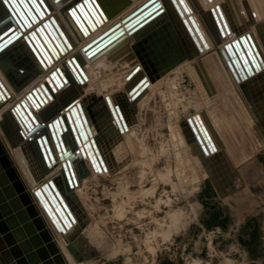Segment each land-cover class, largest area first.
I'll use <instances>...</instances> for the list:
<instances>
[{
	"label": "bare ground",
	"instance_id": "1",
	"mask_svg": "<svg viewBox=\"0 0 264 264\" xmlns=\"http://www.w3.org/2000/svg\"><path fill=\"white\" fill-rule=\"evenodd\" d=\"M93 1L99 5L106 18L105 23L99 25V29L95 32H89L88 36L84 35L82 30H89V27L87 23L83 21L82 17L80 15L77 17L73 13L63 12L64 10L67 11L66 6L76 2V0H62L58 2H55V0H47V3L52 8V12L40 18L38 26L31 23V25H33L31 29L29 27V29L25 28L23 31V36L29 38V34H31L34 38L29 39V44L25 42L26 45L22 43L23 40L16 42L14 46H11L12 48L10 47L11 49L8 50L9 52H7L4 57H0V147L2 150L0 157L2 154V156L6 158L8 169L14 174L15 181L20 184L29 200L43 216L46 226L48 224L55 241L66 258L70 257V253L65 248L66 244L63 242L59 232L53 224V220L48 216L44 205L35 194V190L43 183L57 176L59 165L55 164L47 167V165L44 164L43 168L36 148L33 146L32 142L26 138L25 133H27L28 130L21 122L19 115L22 108H17L19 112H17V109L11 111L13 104L16 102V98L36 88L38 89L31 96L36 100L38 107L31 105L29 103L30 99L24 101V105L27 106L28 111L34 117L35 122L29 118V122L33 127L42 123V117L45 114H49L48 117H51L48 122L59 115H64L65 112L63 111L62 104L73 97L78 98L83 104L82 107L95 116L96 123L94 122V130H92L91 133L93 134V139L96 140L101 149V160L103 163L97 160L101 170L95 171L94 168L91 167L93 164L90 157L85 153L84 156L81 157L83 168L80 171L83 175H79L77 165H74L77 185L72 189L75 200L79 203L76 205L77 217L81 219L82 222L86 223L80 231L78 246H85L89 237H91L94 232L98 231L100 227L98 224L94 223L96 220H94L91 214V209H94V207L90 205L91 208H89L87 205L88 193L85 183L92 178L96 179L99 177H106L113 182L120 183V181L123 182V177L126 175V172H128V169H132L135 166L142 167L144 165V161L140 157L145 150L140 137V128L143 123L140 113L150 98L152 96L154 97V94L158 95V99L164 102V108H166L168 117L167 127L169 130L168 142L171 150L174 151L178 146H181L183 151L191 158V165L198 166L202 174L209 175L210 171L213 172L209 163L212 164L213 161H216L218 164L223 166L224 163L226 166V163L229 161L227 157L229 154L227 152L228 147L227 150H225L226 147L223 136L225 135V129L227 130L230 126L228 123L230 120L229 116L232 115L230 111H237L234 105L236 102L234 103L232 99L231 101L229 99L233 106H230V108L234 109L229 110L230 108L228 106L227 108L229 109L227 111L231 115L225 113L222 102L219 103L218 100H216L218 96L214 98L215 96L212 97L209 94L210 87L211 89L217 87V90L220 92L222 91V93H231V90L235 94L238 90L240 91L239 85L241 84L252 85V83H254L253 89L255 90L261 87L256 85L258 81H264V31L262 30L264 26V0H229L235 14L239 12L245 17V22H243L236 16L238 26L234 24L231 25L227 16V11L223 6L225 0H183L184 5L190 12L189 14H183V18L187 19L188 16H192L201 33L203 43L191 29L188 28L189 32L187 31L182 23V19L177 13L170 10L165 0H159L165 12L168 13L162 23L164 27L161 26V32H159V34H163V30L165 29L168 33L166 37L170 39L177 48L186 50V44L188 43L189 47H194L196 49V54L193 55L190 60L186 59L182 61L179 65L167 72L162 74L158 73L157 76H155L154 72H151V75L148 77L149 87L135 101L129 103L128 90L134 80L127 81L126 77L136 66L141 65L140 61L137 60L139 57L136 56L133 59L122 62L110 61L109 59L112 58L111 53L110 55L108 54L107 57L101 56L88 60L87 57L84 56L82 48L117 23H121L123 18L149 0ZM216 6L218 10L215 9ZM9 7L11 12L16 15V11H13L11 6ZM84 7L86 6L83 5V8ZM76 13L77 10L75 11V14ZM7 17L8 14L3 10V12L0 13V21L4 19L5 23L9 22L6 20ZM26 18L28 17L26 16ZM45 23L48 29L52 32L55 31L56 34H54L59 37L60 42L53 39L51 40L45 31L44 34L47 37L45 40L39 36L41 33L40 30H44L43 25ZM13 25L15 24L13 23ZM21 25V29L25 27V25ZM244 25L246 27H242ZM121 26H123V24H121ZM246 28L250 30L246 31ZM1 31L2 30H0V32ZM213 33H215V35ZM159 34H157L159 44L163 43L165 45L164 39L160 38L161 36ZM246 34L251 35L252 41L261 57L260 60L258 54L252 52L254 60L250 61V59H247V63L250 67L248 72L245 70V63L242 62V59H240L237 54L235 55L236 51L232 46L231 49L234 53V57L237 58L236 65H239V67L232 64V59H230V57L228 58L226 54L222 55L220 52L226 44L236 39L239 40V37ZM157 39L154 40L155 44L158 42L156 41ZM127 42L129 46H131L134 43V39L129 38ZM59 43L65 45L66 52L63 49L60 50ZM238 43L242 52H245L240 41H238ZM190 44L192 46H190ZM72 56L78 59L83 76L79 74L77 69L74 70L77 76L68 71L65 61ZM224 56H226V59ZM59 57L60 59H58ZM47 59H51L52 63L51 60ZM38 61L40 62L38 63ZM253 61H255L256 67L253 66ZM57 67L60 69L61 75H65L69 83L67 81L65 83L62 82V86L64 87L58 88L57 82L54 81V77H50L48 83L51 84V94V92L47 91V87L44 86L47 85L45 78ZM8 68H13L14 70H7ZM238 69L239 71L241 69L240 74H238ZM20 70L22 71L21 73ZM115 71H120V73L115 74ZM209 72L210 76L212 75L215 78L214 80L209 77ZM184 74L196 83L195 92L197 93V99L195 103L190 99H188L186 103H181L182 110L179 111L177 106L181 100L178 99L176 90L181 85ZM55 75L58 82L61 83L63 79L60 77V74L55 72ZM234 76H236L239 83ZM41 85H43V87ZM212 93L215 94L213 91ZM229 93L226 94V96L229 95ZM105 97H108L112 106L118 104L123 108L125 125L121 124L119 120L120 127L115 123L114 118L110 115L108 110ZM222 101H225V99ZM190 108H194L195 112L189 114L185 120L181 122L179 120L180 112L186 113ZM103 109H107L108 111L105 112ZM42 112L43 115H41ZM195 114L198 115L202 126L211 139L214 147L213 149L209 148L205 143L193 119ZM239 114L238 112V115ZM37 116L40 117L38 120L36 119ZM193 129L195 132H193ZM231 129L234 128L231 127ZM20 131H22V133ZM228 133L230 134V132ZM66 135L69 136L70 134L66 133ZM196 136L199 138L200 143ZM224 138L227 139V137ZM227 141L228 140H226V142ZM201 145L204 146L206 154L201 149ZM42 147L44 146L42 145ZM233 150H235V148ZM47 153L48 152L45 151L46 155ZM94 156L95 158L97 157L96 154H94ZM48 162L50 164L49 158ZM181 165V162H177L176 168L180 169ZM104 167L106 168V172L102 171ZM141 174L142 173H140V175ZM213 174L216 175V177H213L215 184H222L226 181L224 178L225 176H223V171L221 174V179H224L223 181L219 179V175L216 172ZM239 178L240 177L237 179ZM229 185L231 184L227 183V189H229ZM234 188H232V190ZM223 189L224 187L222 190ZM129 191V186L119 184L117 193L111 194L114 209L117 211L116 215L119 217L122 216L124 212L122 209L131 194ZM147 191L148 190H142V194H146ZM117 197L119 198L118 202H116ZM79 224L78 219H75L73 226L77 228ZM109 255L115 257L116 252L114 251ZM69 261L75 264L72 256ZM8 263L14 264L10 261Z\"/></svg>",
	"mask_w": 264,
	"mask_h": 264
},
{
	"label": "water",
	"instance_id": "2",
	"mask_svg": "<svg viewBox=\"0 0 264 264\" xmlns=\"http://www.w3.org/2000/svg\"><path fill=\"white\" fill-rule=\"evenodd\" d=\"M58 1L62 0H55V2ZM165 1L170 10L177 13L182 19V23L187 31L189 32L188 28L191 29L203 43L201 33L192 16H188L187 19L183 18V14L190 13L184 5L183 0ZM0 3V13L3 12V10L6 11L8 14L6 20L9 21L6 23L4 19L0 21V30H2L0 32V44H3L9 39L12 40L11 44L7 45L2 51H0V57H4L7 52H9L8 50L12 48L11 46H14L16 42L23 40L22 43L26 45L25 42L29 44V39L34 38L31 34H29V38L22 35L25 28L29 29V27L25 26L21 29V24H23L19 23L21 17H23L29 25L34 23L38 26L39 19L45 17V14L47 15L51 13L52 8L47 3V0H15L17 11L16 15H14V13L11 12L8 3H5L4 0H0ZM83 5L86 7L83 8ZM93 5H95V8L91 11V15H89V11L93 9ZM223 6L227 11V16L231 25L234 24L235 26H238L236 16H238L241 21L245 22V17L242 13L236 12L235 14L229 0H225ZM66 8L67 11L64 10L63 12L73 13L77 17L80 15L83 21L87 23L89 30H82L84 35L88 36L89 32H95L99 29V25L105 23L106 18L104 13L99 5L93 0L92 3H89V0H76V2L70 3L66 6ZM156 9H159V11L157 12ZM215 9L218 10L217 6ZM76 10L77 13L75 14ZM149 13H151V15H149ZM167 14L168 13L165 12V9L162 7L159 0H149L123 18L121 23H117L82 48L84 56L87 57L88 60L99 58L101 56L107 57V55H110L111 53L112 58L109 59L110 61L122 62L133 59L136 56L139 57L137 60L140 61L141 65L136 66L126 77L127 81L134 80L128 90L129 103L135 101L149 87L148 77L151 75V72H154L155 76H157L158 73L162 74L167 72L186 59L190 60L193 55L196 54V49L194 47H189L188 43L186 44L187 52L186 50L177 48L175 44L166 37L168 36V33L165 29L163 30V34H159V32H161V26L164 27V24L162 23ZM26 16L28 18H26ZM13 23L15 25H13ZM121 24H123V26H121ZM32 26L33 25H31V27ZM43 26L45 27L46 23ZM50 31L51 30L48 29L49 35L52 39L60 42L59 37L55 35V31ZM157 34L161 36L160 38L164 39L165 45L163 43L159 44ZM213 34L215 35V33ZM22 36L24 37L23 39H18ZM129 38L134 39V43L131 46H129L127 42ZM155 39L158 41L156 44L154 42ZM238 41H240L245 52H242ZM59 45L60 50L63 49L65 51V45H62L61 43H59ZM190 46L192 45L190 44ZM231 46L236 51L235 55L237 54L238 57L242 59V62L245 63V70L247 72L250 70L247 59H250V61L254 60L252 52H256L261 60L260 54L257 52L251 35L249 34L242 35L239 37V40L236 39L235 41L226 44L220 51L222 55L226 54L228 58L230 57V59H232V64L236 65L237 58L234 57ZM226 56H224L225 59ZM58 59H60V57ZM39 62L40 61H38V63ZM253 62V66L256 67L255 61ZM65 63L71 74L73 73V75L77 76L74 71L77 69L79 74L83 76L80 63L74 56L70 59H66ZM237 66L239 67V65H236V67ZM9 69L10 68L7 70ZM10 70L14 69L11 68ZM237 71L238 74L241 73V69L240 71L239 69ZM21 72L22 71L20 70V73ZM55 72H58L63 79L61 83H59L58 79L55 77ZM50 77H54V81L57 82L58 88L64 87L62 86V82L65 83L67 81L65 75H61V71L57 67L45 78L47 85L44 86L47 87L48 92H51V84L48 83ZM234 77L236 78V76ZM236 81L239 83L237 78ZM41 86L43 87V85ZM253 87L254 83H252V85H239L240 92L249 107V111L264 131V102H262V100L260 102L256 100L254 96L255 94H253ZM36 90L38 89L36 88L25 95H20V97L16 98V102L11 108V111L16 110L18 107L22 108L19 114L21 122L26 128L31 127L33 129L31 132L27 131V133H25L26 138H28L36 148L43 168L44 164H46L47 167L55 164L59 165L57 176L48 179L47 182L43 183L35 190V194L44 205L48 216L53 220V224L59 232L63 242L66 244V250L71 254L73 259L79 262L91 257H98V251H91V253H89L88 251L83 252L81 249L77 250L76 248L80 240V231L86 223L82 222L81 219L77 217L76 205L79 203L76 202L75 196L72 192L73 187L77 185L74 165H77L79 175H83L80 171L83 168L81 157L84 156L85 153L90 157L93 164L91 167L94 168L95 171L101 170L97 161L100 160L103 163L101 160V149L96 140L93 139V134L91 133V131L94 130L93 124L96 123L95 116L82 107L83 104L78 98L73 97L62 104L63 111L65 112L64 115H59L48 122L51 117H48L49 114H45L42 117V123L33 127L29 122V118L35 122L34 117L28 111L27 106L24 105V101L30 99L29 103L34 107H38L36 100L31 97ZM105 101L115 123L118 124L119 127V121L121 124L125 125L123 108L118 104L112 106L108 97H105ZM261 103L262 110L260 109ZM103 110L105 112L108 111L107 109ZM64 117H67V122L63 119ZM193 119L199 128L205 143L209 148L213 149L212 141L202 126L198 115L195 114ZM56 121H59V123L57 124ZM20 132L22 133V131ZM193 132H195L194 129ZM66 133H69L70 135L68 136ZM197 140L200 143L198 137ZM42 145L44 147H42ZM201 149L205 153L203 145H201ZM45 151L48 152L47 155L45 154ZM0 153H2L1 147ZM94 154L97 155L96 158ZM47 157L50 160V164ZM102 171L106 172V168H102ZM37 193H39V195H37ZM75 219H78L80 223L77 228L73 226ZM61 229H63V231H61ZM9 261L14 264H69L67 258L64 256L59 245L55 241L51 230L46 226L45 221L39 215L35 205L29 200L26 192H24L20 184L15 181L14 174L8 169L6 158L1 154L0 264H9Z\"/></svg>",
	"mask_w": 264,
	"mask_h": 264
},
{
	"label": "rangeland",
	"instance_id": "3",
	"mask_svg": "<svg viewBox=\"0 0 264 264\" xmlns=\"http://www.w3.org/2000/svg\"><path fill=\"white\" fill-rule=\"evenodd\" d=\"M249 30L246 28V31ZM262 30L264 31V26ZM44 31L52 40L46 26L44 30H40L39 36L45 40L47 37ZM119 73L120 71H115V74ZM208 75L215 79L210 76V72ZM262 82L264 81H258V83ZM195 89L196 83L184 74L181 85L176 90V95L181 100L177 106L179 111L182 110L181 103H186L188 99L195 103L197 99ZM212 89L210 87L209 94L215 96L214 98L218 96L216 100L222 102L225 113H231L233 119L234 114L235 116H238V112L243 114L242 130L246 136L251 137L253 150H258L259 145L264 147V131L253 118L241 92L238 90L234 94L229 89L231 93L223 92L224 96L217 87ZM263 89L264 86L254 92L258 102L261 100L264 102ZM223 99L225 101H222ZM229 99L236 102L234 104L236 113L227 111L230 106L233 107ZM194 112V108L188 109L186 113L180 112L179 120L184 121ZM140 116L143 119L140 137L145 148L140 157L144 165L128 169L123 182L120 183L106 177L92 178L85 183L88 193L87 205L89 208L90 205L94 207L91 209V214L96 220L94 223L100 227L89 237L85 246L77 245L76 248L89 253L98 251L99 256L79 262L72 257L73 262L75 264H264V183L254 186L252 191L245 190L240 193L239 202L235 197L231 201L225 200L213 190L211 185V181L214 182L213 177H216L213 174L215 169H212L213 172L210 171L209 175L202 174L198 166L191 165V158L181 146L174 151L171 150L168 142L166 108L164 102L158 99V95L154 94V97L150 98L141 110ZM228 123L231 126L230 120ZM177 162L182 164L180 169L176 168ZM251 169L254 173L260 172L256 168ZM230 170L226 168L222 170L227 182H233L229 185L228 191L222 190V184H216L223 195L235 192L240 187L236 183L240 176L234 178L232 174L236 170L232 167ZM119 184L129 186L131 193L122 209L124 212L121 217L116 215L117 211L114 209L111 197V194L117 193ZM142 190H148L145 196ZM118 201L117 197L116 202ZM215 211L218 215L217 220L211 218ZM248 220L250 223L245 227ZM250 238L253 242L244 244ZM114 251L116 256L111 257L109 254ZM70 257H67V260L72 264L69 261Z\"/></svg>",
	"mask_w": 264,
	"mask_h": 264
},
{
	"label": "crops",
	"instance_id": "4",
	"mask_svg": "<svg viewBox=\"0 0 264 264\" xmlns=\"http://www.w3.org/2000/svg\"><path fill=\"white\" fill-rule=\"evenodd\" d=\"M257 85H258V87L260 85L262 87V86H264V82H262L260 84L258 83ZM255 90H257V89H255ZM255 90H254V92H255ZM254 92H253V94H255ZM260 107H261L260 109L262 110V103L260 104ZM242 116H243V114L241 112L238 115V117L234 116L235 117L234 120H236V121H234L233 117L230 116L229 119L231 122V127L234 129H231V127L229 126L230 128L228 127L227 130L225 129V131H224L225 135L223 132V135H224L223 141H224V144L226 147L225 150H227V147H228L227 152L229 153L227 155L229 161L226 163V166L224 165L223 162H222L223 166L221 164H218L216 161H213V163H212L213 166L211 163H209L210 167L212 169H215V172L219 175V179L221 181L224 180V179H221L222 170L224 168H226L227 170L229 169V171H231L230 169L232 167V168H234V170H236L235 173H233V174L231 173L232 175H234L233 176L234 178H236L237 175L240 176V178L236 182V183H238L240 180V182L238 183V185L240 187L235 192H231L228 195H223L222 194L223 192L220 189V187H218L213 181H211L212 182L211 185H212L213 190L216 191L217 193H219V195L221 197H223L225 200L229 199V201H231V200H234L233 198L235 197L236 201L238 200L237 202H239L241 199V197L240 198L238 197V195L240 193H242L245 190L252 191L254 186H256L258 184L260 186L261 184L264 183V173L262 172V171H264V149H262L264 147L260 146L259 142H258L259 149L256 151L253 150L252 145H251V141H252L251 137L246 136L242 130L243 129V123L241 121V120H243ZM228 129H229V131H228ZM238 129H240L239 130L240 132L238 131ZM232 131H234V132H232ZM228 132H230V134ZM224 137H227V139ZM224 139H226L228 141L226 142V140H224ZM227 143H228V145H227ZM230 146H232V147H230ZM234 148H235V150H233ZM251 168H253V169L256 168L260 172L258 173L256 171L254 173V172H252ZM220 169H222V170H220ZM203 180H205V179H203ZM227 183H229V182H227V180H226L221 185L224 187L223 191L225 190V192L228 190L227 189L228 188ZM231 183L233 184V182H231ZM231 183H229V184H231ZM231 190H232V188H231ZM241 206H243V205H241ZM39 215L43 218V216L40 213H39ZM43 220H44V218H43ZM45 224H46V222H45ZM47 226H48V224H47Z\"/></svg>",
	"mask_w": 264,
	"mask_h": 264
},
{
	"label": "snow or ice",
	"instance_id": "5",
	"mask_svg": "<svg viewBox=\"0 0 264 264\" xmlns=\"http://www.w3.org/2000/svg\"><path fill=\"white\" fill-rule=\"evenodd\" d=\"M4 2L8 3L11 6L13 11H17V4L15 3V0H4ZM89 3H92V0H89ZM94 8H95V5H93V9H91L89 11V15H91V11L94 10ZM156 11L158 12L159 9H156ZM149 15H151V13H149ZM19 23L25 24L26 27H31V25H29L28 22L23 17H21V20L19 21ZM18 39H23V37H19ZM11 43H12V40L9 39V40L5 41L3 44H0V51H2L4 49V47H6L7 45H9ZM17 112H19V109H17ZM41 115H43V112L41 113ZM39 118H40L39 116L36 117L37 120ZM63 119L65 120V122H67V117H64ZM56 123L58 124L59 121H56ZM27 130L29 132L33 131V129L31 127H28ZM37 195H39V193H37ZM61 231H63V229H61Z\"/></svg>",
	"mask_w": 264,
	"mask_h": 264
},
{
	"label": "trees",
	"instance_id": "6",
	"mask_svg": "<svg viewBox=\"0 0 264 264\" xmlns=\"http://www.w3.org/2000/svg\"><path fill=\"white\" fill-rule=\"evenodd\" d=\"M211 218H213V220H217V218H218L217 211H215V212L212 213ZM249 223H250V220H248V221L245 223V227L248 226ZM217 224H218L219 227L223 228V226H222L220 223H217ZM254 233H256L255 230H254ZM254 241H255V240H254ZM251 242H253V239H252V238H250L249 241H245L244 244H247V245H248V244H250Z\"/></svg>",
	"mask_w": 264,
	"mask_h": 264
}]
</instances>
